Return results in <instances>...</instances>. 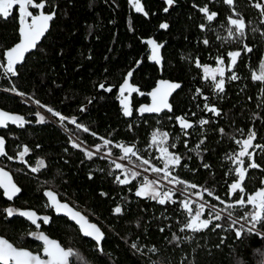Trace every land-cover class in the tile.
<instances>
[{
  "label": "trees",
  "instance_id": "obj_1",
  "mask_svg": "<svg viewBox=\"0 0 264 264\" xmlns=\"http://www.w3.org/2000/svg\"><path fill=\"white\" fill-rule=\"evenodd\" d=\"M201 1L174 0L165 11L164 0H143L147 15H142L135 13L127 0H47L41 10L55 11L56 16L37 49L17 68V75L9 78L0 68V105L30 122L22 128L10 126L3 137L4 162L21 189L13 204L55 220L48 224L41 220V228L63 247L79 251L89 264L264 262V237L253 233L237 239L224 220L220 221L224 225L222 230L181 231L189 219L181 206V201L187 198L185 195L177 191L172 198L176 203L167 201L161 205L135 195L144 182L142 174L129 177V184L121 185L115 180L117 175L124 178L122 171L115 169V163L126 159L122 158L125 154L117 144L134 146L137 157L126 159L130 163L125 164L128 168L145 169L151 165L162 168L163 159L152 138L158 132L167 133L163 145L181 157V165L172 169L173 174L186 184L197 185L195 189L188 188L190 193L203 192L204 188L211 190V196L203 193L201 197L221 210L239 199V195L230 198L227 189L234 179L229 157L237 147L235 139L253 130L264 146V81L254 80L249 73L260 60L264 61V16L251 4L256 0H238V6L246 12L243 18L247 27L242 41L253 50L239 64L238 79L225 80L224 92L218 93L214 86L202 80L195 66L196 60L207 61L214 53L226 49L222 30L216 32L194 10L192 4ZM258 1L264 6L262 0ZM224 18L222 15L218 20L223 22ZM162 23L169 27L161 28ZM7 24L15 23L0 21V26ZM202 24L206 27L201 28ZM149 40L162 44L161 64L150 60ZM204 40L209 43H203ZM130 71L132 75L128 77ZM126 78L138 91L129 93L126 89L121 96L120 86ZM158 80L181 85L171 97V109L158 114L141 113ZM100 84L105 88L111 86L112 90L101 89ZM12 85L17 91H7ZM125 98L132 111L130 116L123 112L121 101ZM37 100L39 105L35 103ZM205 104L214 105L220 115L207 111ZM84 106L86 110L81 111ZM47 107L69 120L61 125ZM37 112L45 117L44 123H37ZM177 116L190 120L192 127L181 129ZM72 117L90 131L84 132L71 124ZM202 120L208 123L201 124ZM101 137L111 143L103 146ZM73 140L81 144L80 149L72 146ZM98 144L102 145L99 151ZM25 146L29 152L21 160L19 153ZM85 149L96 155L88 159ZM40 159L46 167L32 173L31 167L37 166ZM144 159L149 164L138 166ZM253 161L260 167L252 168L247 174L244 198L264 187V149L254 155ZM205 163L208 168L203 167ZM48 187L102 228L105 232L103 253L97 252L95 243L84 237L73 223L56 216L51 207L45 206L43 192ZM163 189L168 190L164 186ZM190 201L194 210L198 208ZM9 204L0 190V209ZM117 206L122 208V214L114 212ZM246 211H250L249 205L232 209V214L239 217ZM207 214L206 208L203 218ZM257 227L264 232V227ZM31 230L33 226L24 218H6L0 212V235L16 246L39 250L28 238ZM174 237L181 240L177 242ZM184 237L192 239L184 240ZM132 243H137L141 251L132 249ZM153 247L156 253L149 251Z\"/></svg>",
  "mask_w": 264,
  "mask_h": 264
},
{
  "label": "snow or ice",
  "instance_id": "obj_2",
  "mask_svg": "<svg viewBox=\"0 0 264 264\" xmlns=\"http://www.w3.org/2000/svg\"><path fill=\"white\" fill-rule=\"evenodd\" d=\"M130 2L135 8L136 12L144 13V15H147V12H145L144 7L141 4V0H130ZM166 2L169 6H171L173 5L174 0H166ZM224 2L229 6L234 5V0H224ZM46 3L47 0H42V2L40 3H36L35 0H0V19L9 18L12 14L11 10L15 6H18L19 9L21 25H25L26 17L31 18L30 24L19 28V33L22 36L21 41L5 52V56L7 58L6 64L4 62H0V68L4 69L5 75L15 76L18 74L17 65L25 61L26 53H29L31 50L37 49L38 42L49 30V22L54 19V17L56 16V12L52 11L48 14L40 12L39 15L34 16L33 12L29 10L32 8L37 10L43 9ZM255 7L259 8L261 10V15L264 16V6H262L260 3H257ZM164 10L168 11V8H165ZM200 11L206 14V19L208 21L213 20L217 16L216 12H209V8L206 6L201 7ZM233 11H235L234 8ZM228 19L230 26L227 28V37H225L224 39L242 41L245 38V29L247 27L245 19L239 15H237V18H233L230 16ZM160 27L166 29L169 27V25L167 23H162ZM200 27L204 28L206 26L202 24L200 25ZM148 43L153 45L152 59L159 62L161 60V57L159 55V48L161 47V45L157 44L155 40H149ZM203 43L208 44L209 41L204 40ZM243 50L251 52L253 49L247 44H244ZM229 55L232 58V64H235L237 57L241 55V51H234L229 53ZM197 63L199 62L197 61ZM221 63H223V61H221ZM262 68H264V65H262ZM204 72V78L206 80L210 78L213 82H215L214 88L217 90V92H224L225 80L223 78L217 80L216 75V72H219L220 77H223V69L217 68L216 70L211 71L208 66H204ZM131 75L132 72H128L127 76L131 77ZM231 79L236 80L238 79V76L233 74ZM253 79L264 81V71H262L260 75H254ZM161 83L166 84V88L163 90L159 88L154 90L150 94L153 97V104L151 106H143L140 110L141 113H159L164 109L170 110L171 106L167 102V97L170 95L171 91L180 88L181 85L179 83H168L164 81H162ZM99 87L109 92L112 90L111 86L105 88L104 84H100ZM126 89L129 91V93L138 91L137 88L132 87L129 84V80L127 78L120 86L121 96H123ZM7 91H17L16 86L12 85L9 89H7ZM20 95L24 94L20 93ZM35 103L39 105L40 101L37 100L35 101ZM89 103H91V101H89ZM121 103L123 105L124 115L130 116L132 113L126 98L123 99ZM204 107L207 111L213 112L216 115H220L218 109L214 105L210 107L208 104H205ZM84 110H86V106L81 108V111ZM47 111L49 113H52L53 116L57 117L61 125H64V122L66 120H69L68 117L62 115L59 111H55L51 107H47ZM36 115L39 117L37 123L45 122V117L43 115H41L39 112H37ZM177 119L180 120L182 128L187 129L192 127V124L187 122L183 118ZM9 121L21 128L24 127L26 123H30L29 121L25 120L23 116L11 115L8 112L0 110V127H7ZM70 122L71 124L76 125L77 128H82L84 132L90 131L88 127L78 124L75 117H72ZM200 123L207 124L208 121L202 120L200 121ZM220 131L223 133L224 130L220 129ZM92 135L95 136L96 133L93 132ZM167 135V133L159 132L157 134H154L152 138L153 144L162 145L163 141L167 139ZM255 137L256 133L253 131L250 132L247 138L242 142L240 140L236 141L237 144L242 143V149L238 154L229 157V159H231L233 163L237 165L234 169H232V171L236 174V179L230 184V194L236 193L237 190H239L241 193L244 192L242 182L246 178L247 168L244 167L243 158L245 156L251 158V156L253 155L248 150L253 146L252 142ZM100 139L103 140V146H107L111 143L110 140L104 139L103 137H101ZM71 143L73 147L77 149L81 148V144L77 141L73 140ZM201 143H203V141H201ZM4 146L5 140L3 137H0V156L6 155ZM36 147L39 148L40 145H36ZM101 147L102 145H96L98 151ZM116 147L123 149L125 156L122 158L131 159V157L136 156L134 146H124L117 144ZM255 147L264 148V146H261L259 144L255 145ZM65 151H67V149H65ZM28 152L29 149L27 146H25L19 153L20 159L24 160L25 154ZM159 152L161 154V158L164 160V165L162 168L153 166L151 168V171L155 173H163L161 179L163 181H167L169 184L183 185L184 187L182 189H169L167 191H161L158 187L161 182L160 180H147V178H145L144 182L137 189L135 195L138 197H145L151 200H155L161 205H164L167 201L176 203V201L172 198L177 191L186 193L188 191V188L195 189L197 188V185H187L186 182L173 175L172 169L181 165V157L179 155L170 152L168 147L163 146L159 147ZM85 154L88 159H91L94 155H96V153H93L86 149ZM9 158L11 159V157ZM148 164L149 160L144 159L142 161V164L138 166L142 167L143 165ZM45 167V161L43 159H40L37 161V166L31 167V172L38 173ZM203 167L208 168L209 165L205 163ZM259 167L260 165L255 163L254 161L248 165V168ZM115 169L122 171L124 177L123 179L120 175L115 176L116 182L121 185L129 184L131 182L129 177L135 178L140 175L139 172L133 170L132 168H128L125 164L122 163H115ZM91 178L92 177L90 175L89 179ZM0 188L4 189L3 194L9 200L13 199V197L21 192V189L12 182L10 174L4 171L3 168H0ZM203 193H207L209 196L213 194L211 190L204 188L203 192H197L195 193V195L203 196ZM43 195L48 198V202L45 205L46 207L53 208L55 213L63 214L66 220L70 219L71 222L75 223L83 236L92 238V240L95 242V250L97 252L103 253L104 249L102 242L105 240V232L97 224L91 223L86 215L82 214V212L80 211L75 210V208L70 206L69 203L62 202L60 199V194L51 187L46 188L43 192ZM101 195L106 196L107 194L101 193ZM216 199L220 200V197L217 196ZM191 203L192 202L190 201V198H186L181 201V206L186 210L189 217L181 231L191 230L194 233H199L205 230H222L224 228V225L220 223V221L224 220L228 223V230L234 231L237 239H241L245 235L253 233H255L257 236L264 237V232H262L261 229L257 227L258 225L264 227V187L256 191L254 195L248 196L247 200H245L243 195H241L239 199L234 201V203L228 204V206L222 210H217L215 205L208 204L206 201L200 203L199 207L194 210L191 206ZM247 205L251 206L250 211L245 212L242 216L239 217L233 216L232 209L236 207L245 208ZM206 208L208 210L207 218H203ZM122 211L123 210L120 206H117L114 209V212L116 214H122ZM0 212L4 213L6 218L13 217L14 214L18 213L20 216L26 217L28 220H30L34 225L37 226L38 229V220H42L45 224H48L50 222L55 223V220H53L51 217H40L34 210H20L10 206L8 208L0 209ZM221 212L226 213V215L222 216ZM160 230L163 231V229ZM28 234L36 240L42 242V253H33L32 251H29L25 248L15 247L6 239L0 237V264H89L88 259L79 251L73 249L72 247H62L57 241L50 239L42 231L30 232ZM174 239L177 242L181 240L180 237H174ZM183 239L190 240L192 239V237H184ZM221 242H223V240ZM217 247H219V245H217ZM131 248L136 249L137 251H141L137 243H132ZM149 251H151L152 253H156L157 249L153 247L149 249Z\"/></svg>",
  "mask_w": 264,
  "mask_h": 264
},
{
  "label": "flooded vegetation",
  "instance_id": "obj_3",
  "mask_svg": "<svg viewBox=\"0 0 264 264\" xmlns=\"http://www.w3.org/2000/svg\"><path fill=\"white\" fill-rule=\"evenodd\" d=\"M165 3H166V7L169 8L170 6L167 4L166 0H164ZM251 1V0H250ZM264 2V0H262ZM128 2V5L133 9V11L135 13H138L135 11V8L132 6L130 0H127ZM238 0H234V5L233 6H229L227 5L224 0H202L200 3L196 4V3H193L192 6L194 7V10L200 15L203 17V20L204 22H209V24L212 25L211 28H213L214 30H216V32H219L222 30V32L224 33V36H223V44H224V52H216L214 53V55L212 57H210V59H208L207 61H204V62H200L198 60H196L195 62V66L196 68L199 70V73L201 75V78L204 82H207V83H210L211 86H214V83L210 78L209 79H205L204 76H205V72H204V69L202 68L203 66H208V68L211 70V71H214L216 70L217 68H222L223 71H224V75L223 77H220L219 75V72H216V75H217V80L223 78L224 80H230L232 75L235 74L237 76V71H238V67H239V64L241 63V61L243 60L244 56L248 55L249 52L247 51H244L243 50V47H244V44H246L244 41H241V42H238V43H231V41L229 39H224L225 37H227V28L230 26L229 24V17H233V18H237V15L241 16V17H244L246 16V12L241 9L239 6H238ZM257 3H259L258 0H256L253 3H251L252 5H256ZM141 4L142 6L144 7V4H143V0H141ZM261 4V3H260ZM264 4V3H263ZM262 5V4H261ZM208 7L209 8V12H216L217 13V16L211 20V21H208L206 19V14L205 13H202L200 11V8L201 7ZM263 6V5H262ZM233 8L235 9V11H233ZM257 8V7H256ZM30 11L33 12V15L36 16V15H39L40 12H44L43 10L39 9H29ZM258 12L261 13V10L259 8H257ZM11 16L7 19H0V21H3V22H7V21H12L14 22L15 24L10 26V25H4V26H0V62H4L6 64V56H5V52L9 49H11L16 43L19 42L20 38H21V34L19 33V28L22 27V26H26L27 24H30L31 23V18L30 17H26L25 18V25H21L20 23V14H19V9H18V6H15L12 10H11ZM45 13V12H44ZM45 14H48V13H45ZM139 14H142L144 15L143 13H139ZM224 16V20L223 22L218 20L220 16ZM227 18V19H226ZM52 22V21H51ZM216 22L218 23L216 25ZM50 27V26H49ZM46 34V33H45ZM45 36V35H44ZM43 38V37H42ZM41 38V39H42ZM41 41V40H40ZM230 42V43H229ZM39 44V43H38ZM226 44V45H225ZM232 44V45H230ZM153 45L151 44L150 45V48L152 47ZM249 46V45H248ZM250 47V46H249ZM150 48L148 49L149 52H150ZM36 49L34 50H31L29 53L31 52H34ZM234 51H241V55L239 57H237L236 59V63L235 64H232V58L231 56L229 55V53L231 52H234ZM26 54V57L28 56V54ZM26 59V58H25ZM197 61L199 63H197ZM221 61H223V63H221ZM22 64V63H21ZM17 65V68L21 65ZM262 65H264V61L263 60H260L259 63H258V66L255 68V69H251L249 71L251 77L253 78L254 75H260L262 71H264V68H262ZM4 73V69L2 68L1 69ZM7 77H11V75H6ZM1 91V89H0ZM0 109H3L7 112H10L8 110H6L2 105H0ZM132 112V111H131ZM11 113V112H10ZM12 115H14L13 113H11ZM42 114V113H41ZM10 126H17L16 124H12L10 121L8 122V126L7 127H0V137H4V134L7 130H9V127ZM19 127V126H17ZM182 129V128H181ZM185 129V128H184ZM250 132H253V130L249 131ZM255 132V131H254ZM249 133H246V134H242L240 135L237 139H235V141L237 140H240L241 142L247 138L248 134ZM256 133V137L255 139L253 140L252 144L253 146L251 148H249V152L252 153L253 155L251 156V158H249L248 156H245L243 159H244V167L247 168V173H246V176L247 174L249 173L250 170H252V168H248V165L250 163L253 162V157L254 155H257L261 152V150H263L264 148H257L255 147V145L259 144L261 146H263V143L261 141V139H258L257 137V132ZM5 147L4 146V150H5ZM242 149V143L241 144H237V147L235 148V151L233 152V154L231 156H234L235 154H238ZM5 155H2L0 156V167L1 168H4V169H7L11 172V170L6 166L5 162ZM237 165L233 163L232 161V167L233 169L236 167ZM12 173V172H11ZM236 179V174L234 173V179L230 182V184L235 181ZM245 181V180H244ZM244 181L242 182V186L244 184ZM230 184L228 185V191L230 193ZM2 192V191H1ZM3 194V193H2ZM237 195H239V197L241 195H243L244 197V192L241 193L239 190H237L236 193H231L230 194V198H234L236 197ZM238 197V198H239ZM61 199V198H60ZM245 200L248 199V196L247 198H244ZM63 200V199H61ZM237 200V199H236ZM11 204V202H9ZM74 206V205H73ZM250 206V205H249ZM76 207V206H75ZM77 208V207H76ZM79 209V208H77ZM80 210V209H79ZM250 210H251V206H250ZM84 213V212H83ZM89 219V218H88ZM90 220V219H89ZM34 229V227H33ZM29 238V237H28ZM30 239V238H29ZM89 239V238H88ZM31 241H34L32 239H30ZM91 240V239H90ZM93 241V240H92ZM38 246H39V250H31L27 247V249L33 251V252H38L40 253L41 251V248H42V244L41 243H38L36 241H34ZM94 242V241H93ZM95 243V242H94ZM62 245V244H61ZM21 247V246H19Z\"/></svg>",
  "mask_w": 264,
  "mask_h": 264
},
{
  "label": "water",
  "instance_id": "obj_4",
  "mask_svg": "<svg viewBox=\"0 0 264 264\" xmlns=\"http://www.w3.org/2000/svg\"><path fill=\"white\" fill-rule=\"evenodd\" d=\"M144 14V13H143ZM50 23H51V21L49 22V26H50ZM21 39H22V36H21V38H20V40H19V42L21 41ZM18 42V43H19ZM40 42V41H39ZM38 42V43H39ZM17 44V43H16ZM159 45H161V47L159 48V55H160V57H161V60L159 61V62H157L156 60H153L152 59V55H153V53H152V48H153V46L150 48V52H149V58H150V60L152 61V62H154V63H156V64H161L162 63V61H163V57H162V44H159ZM27 54V53H26ZM19 65V64H18ZM203 69H204V66L202 67ZM162 81H164V82H168V83H178V82H175V81H170V80H158V82L156 83V85L151 89V91L149 92V103H147L145 106H151L152 104H153V97H152V95H150L154 90H156V89H165L166 88V84H162L161 82ZM180 84V83H179ZM179 89V88H178ZM178 89H175V90H173V91H171V93H170V95L167 97V102L169 103V105L171 106V104H170V100H171V97H172V95L178 90ZM128 103H129V101H128ZM129 106H130V104H128ZM123 106V105H122ZM170 109H171V107H170ZM0 110H2V111H5V110H3V109H0ZM165 110H167V111H169V109H164L163 111H165ZM5 112H7V111H5ZM162 112V111H161ZM161 112H159V113H161ZM8 113H10V112H8ZM143 113H145V114H158V113H150V112H143ZM11 114V113H10ZM12 115V114H11ZM177 118H183V117H181V116H177L176 117V122H177V125L180 127V128H182L181 127V123H180V120L179 119H177ZM184 120H186L187 122H189V123H191L192 124V122L190 121V120H188V119H186V118H183ZM182 129H184V128H182ZM188 129V128H187ZM1 168V167H0ZM4 169V168H3ZM4 171H6V172H8L9 174H10V176H11V178H12V182L14 183V184H16V186L17 187H19L18 186V184L15 182V180H14V178H13V175H12V173L9 171V170H7V169H4ZM234 182V181H233ZM20 188V187H19ZM0 190L2 191V193H4V189L3 188H0ZM19 194L20 193H18L15 197H13V199H11V200H9L6 196H4V194H3V197L8 201V202H11V204H9L8 205V207H15V208H17V209H20V210H34V209H31V208H20V207H18L17 205H15V204H13V201L19 196ZM45 199L47 200V202H48V198L47 197H45ZM62 202H66V203H69V205L70 206H72V207H74L75 208V210H77V211H80V212H82L81 210H79V209H77L75 206H73L69 201H67V200H61ZM7 207V208H8ZM52 209V211H53V213L56 215V216H61V217H64L63 216V214H57V213H55V211H54V209L53 208H51ZM35 211V210H34ZM36 212V211H35ZM37 213V212H36ZM40 217H43L42 215H40L39 213H37ZM82 214H84L83 212H82ZM85 215V214H84ZM14 216H20L18 213H16V214H14ZM20 217H22V216H20ZM22 218H24L25 220H27L33 227H34V229L33 230H31L30 232H35V231H42V232H44L50 239H52V240H55V241H57L60 245H61V243L57 240V239H55V238H52V237H50L42 228H41V224H40V222H41V220H38V224H39V229L37 228V226L36 225H34L30 220H28L26 217H22ZM68 221H70L71 222V220L70 219H67ZM91 223H95V222H93V221H91V220H89ZM71 223H73V222H71ZM76 227H77V225L75 224V223H73ZM96 224V223H95ZM98 225V224H97ZM99 226V225H98ZM100 227V226H99ZM78 228V227H77ZM101 228V227H100ZM102 229V228H101ZM79 230V229H78ZM29 232V233H30ZM79 232L81 233V231L79 230ZM82 234V233H81ZM0 237H3L4 239H6L9 243H11V244H13L11 241H9L7 238H5L4 236H2V235H0ZM28 237L30 238V239H32V240H34V241H36V242H38V243H41L42 244V242L41 241H39V240H36L35 238H33L32 236H30L29 234H28ZM85 237V236H84ZM87 238H89V237H87ZM89 239H91L92 240V238H89ZM15 247H18V248H25V247H19V246H16L15 244H13ZM62 246V245H61ZM63 247V246H62ZM25 249H27V248H25ZM27 250H29V249H27ZM42 250H43V244H42V248H41V251H40V253H42ZM29 251H31V250H29ZM33 252V251H32ZM33 253H38V252H33Z\"/></svg>",
  "mask_w": 264,
  "mask_h": 264
},
{
  "label": "rangeland",
  "instance_id": "obj_5",
  "mask_svg": "<svg viewBox=\"0 0 264 264\" xmlns=\"http://www.w3.org/2000/svg\"><path fill=\"white\" fill-rule=\"evenodd\" d=\"M163 145V144H162ZM162 145H160V146H162ZM156 146H158L157 147V149L159 150V145H156ZM163 147H166L165 145H163ZM158 154H159V156L161 157V154H160V152H158ZM134 157H137V155L136 156H134ZM127 160L126 159H123V160H120V161H118V163H122V164H126V165H129L130 163L128 162H126ZM163 163H164V160H163ZM164 165V164H163ZM153 166H155V167H158L157 165H151L150 167H148V168H143V169H140V168H134L137 172H139L140 174H142L143 176H144V180H145V178H147V180H160L161 182H160V184L158 185V187L160 188V190L161 191H165L164 189H163V186L164 187H166V188H168V190L169 189H180V187H178V185H172V184H169L167 181H163L162 179H161V177L163 176V173H162V175L161 176H159V175H156L154 172H152L151 171V168L153 167ZM174 175V174H173ZM175 176V175H174ZM187 185H190V184H187ZM141 186V185H140ZM179 192H181V194H183V195H185L187 198H190L191 200H193L196 204H197V206L199 207V204H200V202L199 201H196V200H203V201H206V200H204V199H202V197L201 196H197V195H195V193L194 194H192V193H190L189 192V190L186 192V193H184V192H182V191H179ZM198 192H200V190H198ZM197 193V192H196ZM188 195H190V197L188 196ZM195 199V200H194ZM207 202V201H206ZM216 209H218V210H221V209H219L218 207H216ZM222 214V213H221ZM224 214H226V213H224ZM223 214V215H224Z\"/></svg>",
  "mask_w": 264,
  "mask_h": 264
},
{
  "label": "built area",
  "instance_id": "obj_6",
  "mask_svg": "<svg viewBox=\"0 0 264 264\" xmlns=\"http://www.w3.org/2000/svg\"><path fill=\"white\" fill-rule=\"evenodd\" d=\"M189 197H190V195H188ZM195 200V199H194ZM196 201H199L200 203H202V202H205V201H203V200H196ZM208 203V202H207ZM209 204V203H208ZM218 210V209H217ZM247 212V211H246ZM222 213V215L224 214V212H221ZM224 215H226V214H224ZM263 264H264V262H263Z\"/></svg>",
  "mask_w": 264,
  "mask_h": 264
}]
</instances>
